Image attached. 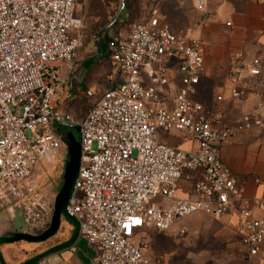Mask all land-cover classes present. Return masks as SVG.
<instances>
[{
  "label": "built area",
  "instance_id": "built-area-1",
  "mask_svg": "<svg viewBox=\"0 0 264 264\" xmlns=\"http://www.w3.org/2000/svg\"><path fill=\"white\" fill-rule=\"evenodd\" d=\"M76 1L0 0V214L19 212L28 233L49 228L54 203L40 194L33 169L65 150L59 124L78 128L81 146L65 215L78 222L98 264H158L147 256L149 234L177 229L174 238H184L181 222L233 212L240 246L264 264V217L254 216L257 208L264 213V200L251 207L219 156L231 138L264 128V103L219 127L217 114L193 100L204 74L203 45L167 21L164 7L174 0H152L143 23L107 43L118 84L100 97L87 92L91 109L72 120L58 106V92L60 69L73 68L82 45ZM210 1L194 0L195 10ZM263 70L259 59L249 65L252 77ZM243 95L236 90L231 99ZM160 134L197 146L182 150Z\"/></svg>",
  "mask_w": 264,
  "mask_h": 264
},
{
  "label": "crops",
  "instance_id": "crops-1",
  "mask_svg": "<svg viewBox=\"0 0 264 264\" xmlns=\"http://www.w3.org/2000/svg\"><path fill=\"white\" fill-rule=\"evenodd\" d=\"M194 3V0H174L166 6L174 7L179 19L177 26L172 24L173 28L183 31L187 39L200 42L205 50L204 74L193 100L217 114L215 123L219 127L231 126L243 116L256 113L258 106L264 103V70L259 77L249 74V65L253 60L259 59L264 64V0H212L201 12L195 10ZM100 61L97 52L96 58L81 63L79 76L74 63L72 69L67 65L60 69L63 83L59 85L58 104L60 102V107L74 121L86 114L78 119L76 113L69 110V103L75 101L79 94L86 95L92 91L87 86L89 77ZM170 66L176 67V62H171ZM85 69L88 70L87 75L79 83ZM174 87L171 86L172 92ZM236 90L244 95L232 100L231 95ZM218 97L224 102L217 103ZM159 139L182 150L197 146L164 134H160ZM219 156L243 188L245 200L251 207L253 200H264V128L231 138L221 148ZM178 196L184 197V194L180 192ZM254 212L256 218L264 217L258 208ZM4 214L7 213L0 214V264H98L94 249L80 236L78 222L65 214L61 217L57 233L42 243L8 242L17 233H30L19 230ZM16 214L19 213L10 215ZM63 216L67 221L65 223ZM185 221H189L192 227L182 226L187 228L188 236L192 235L198 241L204 240L210 247L208 253H203L204 244H200L195 258L200 259L206 254L214 261L222 258L225 264L255 263L240 246L235 234L236 213L218 220L197 214ZM147 256L154 260L150 252H147Z\"/></svg>",
  "mask_w": 264,
  "mask_h": 264
},
{
  "label": "rangeland",
  "instance_id": "rangeland-1",
  "mask_svg": "<svg viewBox=\"0 0 264 264\" xmlns=\"http://www.w3.org/2000/svg\"><path fill=\"white\" fill-rule=\"evenodd\" d=\"M124 3L131 4V15L128 11H123ZM77 0L76 13L83 21L82 28V45L79 48L74 60V67L79 76L81 71V63L86 60L101 57L100 63L91 71L88 87L96 97H100L105 90L112 88L119 82V74L109 60L108 46L104 40L105 36L112 38H122L127 36L131 29L138 24L143 23L148 15L150 4L149 0ZM165 14L167 21L174 26L179 23L178 16L174 11V7H166ZM100 8L102 10H100ZM136 12V15L134 14ZM103 37L102 41L97 43V37ZM85 92V91H84ZM69 110L76 113L78 119L84 116L92 106V101L86 95L79 94L75 101L69 103ZM60 102L58 106L60 107ZM74 119V117H73ZM56 129L65 140L66 150L62 151L56 159L51 161L40 160L34 166L35 182L38 186L40 194L50 202L55 199L64 184L67 171H74L77 168V175L81 162V146L78 128H70L69 126L57 125ZM74 187V186H73ZM19 213V212H18ZM11 221L21 231H25V226L20 214L7 215ZM67 222L63 216V223ZM178 226H187L191 229L189 221H183ZM175 229L168 234H149L148 236V252L153 256L154 261L158 264H225L222 258L214 261L203 255L200 259L195 258L197 249L200 244L203 245V253L210 248L206 241H198L192 235L185 238H174L176 236ZM30 234H37L34 230L29 231ZM39 235V234H38ZM205 242V243H204ZM213 258V255H210ZM207 257V258H205Z\"/></svg>",
  "mask_w": 264,
  "mask_h": 264
},
{
  "label": "water",
  "instance_id": "water-1",
  "mask_svg": "<svg viewBox=\"0 0 264 264\" xmlns=\"http://www.w3.org/2000/svg\"><path fill=\"white\" fill-rule=\"evenodd\" d=\"M100 58L101 57L98 56V59ZM87 72L88 70L85 69L81 76V80L79 81V83H81L82 80L86 77ZM67 173L68 174L64 180L65 182L62 188L60 189L55 199V202H54V212H53V216H52V220L49 225V228L38 236L27 234V233H17L11 239H9L8 242H11V243H16V242L42 243L48 240L49 238L53 237L57 233L59 226H60L61 217L63 214H65V207L73 191L74 180L77 175V168L72 172H70V168H69V171H67Z\"/></svg>",
  "mask_w": 264,
  "mask_h": 264
},
{
  "label": "trees",
  "instance_id": "trees-1",
  "mask_svg": "<svg viewBox=\"0 0 264 264\" xmlns=\"http://www.w3.org/2000/svg\"><path fill=\"white\" fill-rule=\"evenodd\" d=\"M151 5H152V0H150V7H151ZM131 7H132V3L131 4H127L126 5V3H124V8H123V11L124 12H126V11H128V16L131 18V17H133V15H131ZM150 7H149V9H150ZM100 10H102L101 8H100ZM135 15H136V12L134 13ZM75 15H76V17H78V15H77V13H76V5H75ZM79 18V17H78ZM80 19V18H79ZM82 21V20H81ZM82 23H83V21H82ZM105 39V41H106V44L110 41V40H112V39H114V38H112V37H108V36H105L104 37ZM102 39H103V37H100V41H102ZM39 235L41 234V233H38Z\"/></svg>",
  "mask_w": 264,
  "mask_h": 264
}]
</instances>
